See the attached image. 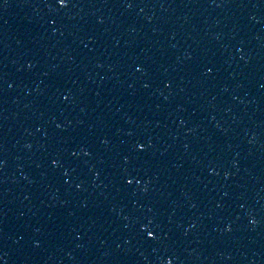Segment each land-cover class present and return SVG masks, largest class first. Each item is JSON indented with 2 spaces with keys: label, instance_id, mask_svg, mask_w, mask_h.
<instances>
[{
  "label": "water",
  "instance_id": "95a60500",
  "mask_svg": "<svg viewBox=\"0 0 264 264\" xmlns=\"http://www.w3.org/2000/svg\"><path fill=\"white\" fill-rule=\"evenodd\" d=\"M0 264H264V0H0Z\"/></svg>",
  "mask_w": 264,
  "mask_h": 264
}]
</instances>
